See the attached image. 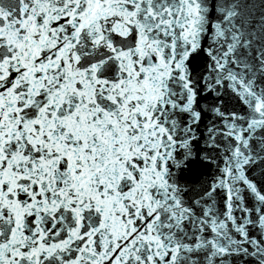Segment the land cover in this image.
I'll return each instance as SVG.
<instances>
[{
	"label": "snow or ice",
	"instance_id": "snow-or-ice-1",
	"mask_svg": "<svg viewBox=\"0 0 264 264\" xmlns=\"http://www.w3.org/2000/svg\"><path fill=\"white\" fill-rule=\"evenodd\" d=\"M0 264H264V0H0Z\"/></svg>",
	"mask_w": 264,
	"mask_h": 264
}]
</instances>
